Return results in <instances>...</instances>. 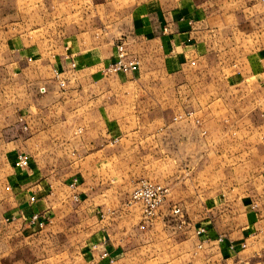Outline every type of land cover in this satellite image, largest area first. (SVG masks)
I'll use <instances>...</instances> for the list:
<instances>
[{"label": "crops", "instance_id": "1", "mask_svg": "<svg viewBox=\"0 0 264 264\" xmlns=\"http://www.w3.org/2000/svg\"><path fill=\"white\" fill-rule=\"evenodd\" d=\"M14 5L8 23H48L61 5L70 14L89 7L88 0ZM105 20L109 31L88 26L61 39L0 36V214L14 217L0 236L2 264H135L104 230H89V216L109 208L91 207L105 199L91 200L85 184H105L93 173L107 166L119 177L125 166L182 168L161 181L170 192L152 225L159 236L170 209L186 216L192 241L174 239L168 263L190 256L188 264H264V0H146ZM121 38L139 69L106 75ZM190 111L205 135L191 120L173 121ZM126 135L129 150L142 143L139 157L122 158L117 144ZM18 153L28 168L13 167ZM59 161L79 175L65 176ZM202 182L210 190L202 192ZM132 208L116 209L119 224ZM32 213L43 229L28 224ZM201 228L206 241L196 249Z\"/></svg>", "mask_w": 264, "mask_h": 264}, {"label": "rangeland", "instance_id": "2", "mask_svg": "<svg viewBox=\"0 0 264 264\" xmlns=\"http://www.w3.org/2000/svg\"><path fill=\"white\" fill-rule=\"evenodd\" d=\"M146 0H88L87 11L84 9L78 8L76 10V13L70 14V12L64 10V6L61 5L58 8L57 15L54 17V19L51 22L48 23H8L5 21L6 18L14 15L16 11V8L14 3L15 0H0V36L3 34L5 36L15 35L19 33H25L29 35H33V32L35 35H42L44 37H55V38H63L64 36L68 35L72 30L73 31H80L84 27L92 26L93 28H96L98 31L102 30H110L109 26L112 24H108L107 20H105V16L107 14H110L112 12H121L122 14L127 12V10H130L135 5L142 3ZM97 5H101L97 7ZM92 6V7H90ZM87 12V17L86 13ZM91 20V21H90ZM90 21V22H89ZM40 35V36H41ZM120 40H124L121 38ZM126 42V40H125ZM170 111L174 112L173 108H170ZM175 113V112H174ZM77 121V120H74ZM78 122V121H77ZM79 127V126H76ZM75 127V128H76ZM58 137V136H57ZM122 137V136H121ZM129 136H123L121 142L117 144V148L121 151L122 158H129L130 156L135 157L136 155L139 157L141 151H138V149L141 150L142 143H138L137 148L133 149L132 151L129 150ZM57 142H59L57 138ZM62 142H64L62 140ZM61 149V148H58ZM137 150V151H136ZM57 155L63 158L64 150H57ZM53 154H49V159ZM58 156V157H59ZM52 158V157H51ZM57 158V156L53 155V159ZM52 162V161H51ZM60 164V161L57 162ZM16 168L15 166H13ZM57 169L64 170L65 176L69 177L70 175H79L80 168L79 167H73V168H67L64 167V165L60 164V166H57ZM150 169V170H149ZM180 169L178 167H151V168H145V167H121L122 173L117 176H113L114 168L112 166L107 167H101L95 169V172L93 173V178H96V175H100V178H106L105 184L97 183V182H86L85 189H86V195H91L92 198L97 197V194H100L104 199L105 203L99 201L97 198L94 200V202H89V205L91 207H95L97 212L106 206L108 211L106 212H100L98 214L93 213L94 215H90V232L97 229L104 230L105 234L110 238V240L118 245L122 246L124 249V252L127 257V261L129 258V255L135 258L134 263L135 264H170L168 263V253L167 250H175L174 248L170 247V244H174L175 241H182L186 242V245H190L192 236L185 235L186 232H189L188 226L186 222V216L183 217L185 224L182 228L177 227V218L166 217L164 216V220L166 221V226L168 228L163 229V234L157 235V229H154L152 226L146 228V229H140V223H139V212L138 209L132 208L133 214L129 217H125L124 221L119 224L118 215L116 214V209L120 207L123 203L127 205L128 199L130 197V194L132 190L136 187V185L140 181H149L153 183H160L163 184L161 181H163L164 178L168 179L174 178L177 175H180ZM203 170V168H202ZM77 173V174H76ZM116 174V173H115ZM118 174V173H117ZM120 178V180H119ZM115 182V183H114ZM123 182V183H120ZM201 184V190L203 192V188H206V190H210L211 185L209 183ZM210 187H209V185ZM117 188V189H115ZM122 188V189H120ZM116 190V191H114ZM206 191V192H207ZM114 192V193H113ZM115 195V196H113ZM87 198V196H86ZM128 206V205H127ZM130 207V206H128ZM106 208V209H107ZM94 209V208H93ZM129 209V208H128ZM130 211V212H132ZM128 213H130L127 210ZM104 213L105 218L101 219L100 215ZM170 215V214H169ZM161 217V216H160ZM159 217V218H160ZM13 216L12 215H1L0 214V236L4 229V224H10L13 222ZM158 218V219H159ZM93 220V221H92ZM157 221V220H156ZM155 223V221H154ZM153 223V224H154ZM165 235L169 238H165ZM195 236V232L193 237ZM194 240V239H193ZM176 246V245H175ZM6 247L0 245V264H2L1 261V255L3 254ZM190 248V246L187 247V249ZM185 250V249H184ZM165 253L163 256L161 253ZM190 255L192 254L191 248L184 251V255ZM190 257V256H189ZM189 257L186 259H179L176 264H188V262L191 260Z\"/></svg>", "mask_w": 264, "mask_h": 264}, {"label": "built area", "instance_id": "3", "mask_svg": "<svg viewBox=\"0 0 264 264\" xmlns=\"http://www.w3.org/2000/svg\"><path fill=\"white\" fill-rule=\"evenodd\" d=\"M74 67L75 65L72 64ZM140 66L139 60L131 56L127 51V43L125 40H118L114 44V57L113 60L107 65L104 70L106 75H117V74H132L138 71ZM60 73L54 71V78L59 86V88L64 87V81L59 78ZM45 89L40 88L39 93H44ZM193 121L195 125L201 129L203 135L206 134V131L202 129V122L195 118L192 111L186 112L183 115H177L173 118L174 122H186ZM23 122V119L20 118V123ZM23 129L27 130V126L23 123ZM14 166L17 169H26L29 166V158L26 154L18 153L15 158ZM78 180L76 178L72 179L68 184V187L73 189L78 188ZM169 187L160 183H153L149 181H140L136 187L132 190L130 197L128 199L127 205L130 207H135L136 205L141 208V218L139 220L140 229H146L153 225L160 217L161 209L166 202V199L169 195ZM74 202L79 201L77 194L71 196ZM30 201L33 202L34 198L31 197ZM170 217L177 218V227L182 228L185 224L183 219L184 215L180 207H173L170 209ZM28 224L31 226H36L39 229H43L45 222L41 220V216L38 213H32L28 218ZM205 230L198 229L195 231L199 243L196 245V249H201L204 242L203 239ZM218 244L223 243L224 238L217 237L215 240Z\"/></svg>", "mask_w": 264, "mask_h": 264}]
</instances>
